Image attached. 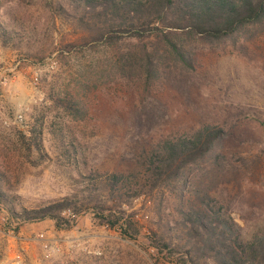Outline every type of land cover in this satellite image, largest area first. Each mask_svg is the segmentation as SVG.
<instances>
[{
    "label": "rangeland",
    "instance_id": "obj_1",
    "mask_svg": "<svg viewBox=\"0 0 264 264\" xmlns=\"http://www.w3.org/2000/svg\"><path fill=\"white\" fill-rule=\"evenodd\" d=\"M0 14L15 18L17 30L25 27L33 34L30 50L27 38L15 47L0 44V170L20 204L38 208L62 198L77 176L61 158L51 130L62 127L73 133L81 145L75 163L81 172H114L132 168L141 148L162 136L206 123L228 124L235 126V137L221 148L229 164L217 179L218 198L232 209L245 239L264 231V27L248 28L235 46L227 41L198 48L195 71L175 73L173 85H157L150 93H143L137 79L103 80L91 94L88 116L79 121L55 108L48 90L55 81L67 82L77 62L61 61L60 46L82 35L54 22L44 0H0ZM17 114L23 115L20 123L13 122ZM37 118L44 123L43 151L28 154L25 138ZM3 120L11 124L5 126ZM156 206L155 196L135 200L141 224H151ZM4 219L0 208V264H158L143 249L144 238L124 240L117 231L94 224L91 214L81 216L71 230H57L45 220L13 233Z\"/></svg>",
    "mask_w": 264,
    "mask_h": 264
},
{
    "label": "trees",
    "instance_id": "obj_2",
    "mask_svg": "<svg viewBox=\"0 0 264 264\" xmlns=\"http://www.w3.org/2000/svg\"><path fill=\"white\" fill-rule=\"evenodd\" d=\"M44 7L54 22L82 35L60 46L61 61L77 62L67 82L55 81L48 90L51 104L79 121L88 116L91 94L103 80L137 79L143 93H150L157 85H173L175 73L195 71L198 48L227 41L235 46L248 28L264 27V0H44ZM16 24L0 14V44L15 47L27 38L30 50L33 34ZM43 126L37 118L24 137L28 154L43 151ZM235 129L206 123L162 136L141 148L132 168L114 172H81L75 164L81 145L73 133L51 130L61 158L77 173L70 192L29 209L0 170L6 225L18 233L27 223L51 220L57 230H71L91 214L94 224L124 240L144 238L143 249L158 264H264V231L245 239L232 209L218 198L217 179L229 164L221 148ZM154 196L157 210L145 226L134 202Z\"/></svg>",
    "mask_w": 264,
    "mask_h": 264
},
{
    "label": "built area",
    "instance_id": "obj_3",
    "mask_svg": "<svg viewBox=\"0 0 264 264\" xmlns=\"http://www.w3.org/2000/svg\"><path fill=\"white\" fill-rule=\"evenodd\" d=\"M33 81L35 83L38 82V77L37 75L33 78ZM23 121V115L22 114H17L15 117H14V121L13 122H17V123H20ZM3 123L5 126H9L11 124V122L7 121V120H3ZM39 240L42 242L43 244V247L48 250L49 252L52 251V248L49 246L44 234H39ZM151 252H153V249H150Z\"/></svg>",
    "mask_w": 264,
    "mask_h": 264
}]
</instances>
